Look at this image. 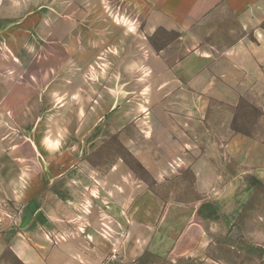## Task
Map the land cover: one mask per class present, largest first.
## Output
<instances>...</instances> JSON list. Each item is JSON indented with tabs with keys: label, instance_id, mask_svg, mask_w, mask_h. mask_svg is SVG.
Masks as SVG:
<instances>
[{
	"label": "crops",
	"instance_id": "0c3cea01",
	"mask_svg": "<svg viewBox=\"0 0 264 264\" xmlns=\"http://www.w3.org/2000/svg\"><path fill=\"white\" fill-rule=\"evenodd\" d=\"M123 1L141 51L100 44L94 9L0 0V257L244 264L224 253L248 179L264 188V0ZM111 138L156 186L190 173L191 195L159 194L115 150L92 159Z\"/></svg>",
	"mask_w": 264,
	"mask_h": 264
},
{
	"label": "rangeland",
	"instance_id": "374dc122",
	"mask_svg": "<svg viewBox=\"0 0 264 264\" xmlns=\"http://www.w3.org/2000/svg\"><path fill=\"white\" fill-rule=\"evenodd\" d=\"M60 1L72 3L79 9H94L91 10L90 13L86 12V15H88L87 20L93 21L94 24L98 22L100 25L103 23L105 25V30L102 28L104 33L102 32L101 34L102 39L99 41L101 42L100 44L105 47L117 45L119 47L118 50L121 53L128 52V49L131 47H136V51L137 49L141 51L140 45H137V40L140 42L141 38L139 34V37L134 34L138 28V23H135V19L138 18L137 13L133 12V9L127 4V2L123 0H59V2ZM102 6L104 8H102ZM130 9L132 11H130ZM77 13L81 15V12ZM118 18H124L123 20L127 21V27L122 26V23L116 25L111 22ZM246 112L237 116V122L234 125L235 128L244 132H248L256 126V116L254 112L250 109ZM29 126L31 125H27V128ZM108 149L110 152L113 150L119 152L123 156L126 164L134 170L138 178L146 181V183L159 194L165 195L166 192L173 190L179 195H191L192 176L190 173L185 174V176L180 179L171 181L167 186H156L155 182L148 177L147 174L141 171L137 166L139 164L114 138H111L105 146L97 149L93 154L92 159L96 162H98V160L103 162L105 159L104 155L108 152ZM181 183L185 184L186 188H183ZM250 186L253 191L251 201L247 204L249 208L247 207V211L239 217V220L235 225V232L230 239L231 242L237 246L239 251L225 252L224 255L228 260L234 262L240 261L244 264H264V188H256L254 184H250ZM259 244H261V246H259ZM0 264H18V262L12 257L11 252L4 250L0 257Z\"/></svg>",
	"mask_w": 264,
	"mask_h": 264
},
{
	"label": "built area",
	"instance_id": "2783aa9c",
	"mask_svg": "<svg viewBox=\"0 0 264 264\" xmlns=\"http://www.w3.org/2000/svg\"><path fill=\"white\" fill-rule=\"evenodd\" d=\"M110 234H111V231H108V229H106V228L102 231V235L105 237H110ZM118 249H119L118 246L112 245V247H111L112 258H114L115 255L118 253Z\"/></svg>",
	"mask_w": 264,
	"mask_h": 264
},
{
	"label": "trees",
	"instance_id": "16d2710c",
	"mask_svg": "<svg viewBox=\"0 0 264 264\" xmlns=\"http://www.w3.org/2000/svg\"><path fill=\"white\" fill-rule=\"evenodd\" d=\"M140 169H141V171H143L145 174H147L141 167H140V165H137ZM148 176V175H147ZM149 177V176H148ZM146 182V181H145ZM248 182H249V184H253V181L251 180V179H248ZM153 184H154V182H153Z\"/></svg>",
	"mask_w": 264,
	"mask_h": 264
}]
</instances>
